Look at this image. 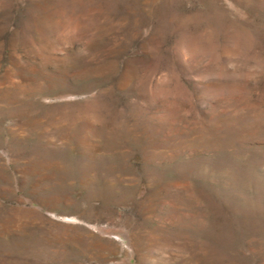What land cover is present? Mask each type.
Here are the masks:
<instances>
[{
  "label": "rangeland",
  "instance_id": "374dc122",
  "mask_svg": "<svg viewBox=\"0 0 264 264\" xmlns=\"http://www.w3.org/2000/svg\"><path fill=\"white\" fill-rule=\"evenodd\" d=\"M0 264H264V0H0Z\"/></svg>",
  "mask_w": 264,
  "mask_h": 264
}]
</instances>
